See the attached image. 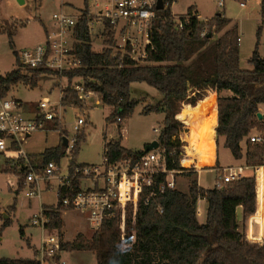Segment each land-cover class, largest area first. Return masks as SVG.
<instances>
[{"label": "trees", "instance_id": "obj_1", "mask_svg": "<svg viewBox=\"0 0 264 264\" xmlns=\"http://www.w3.org/2000/svg\"><path fill=\"white\" fill-rule=\"evenodd\" d=\"M176 0H164L165 9L157 11V19L151 33L153 49L144 65H138L125 58L123 63L113 58L111 50L97 53L92 47L88 23L91 10L88 0L82 17L74 31V54L80 66L62 75L39 69L23 74L17 68L6 75H0V98H5L13 86L19 83L32 88L38 86L41 78L62 76L69 82L82 80L86 88L100 96V101L111 108L107 121L129 118L138 101L132 97L134 83H146L157 90L162 99L155 105H147L143 113H165V120L158 137L160 147L165 150L168 170L192 173L181 166L183 143L179 138L184 132L177 115L183 104L195 105L206 91L218 94V138H225V147L236 160L246 158L247 166L264 165V146L251 143L248 137L257 130L264 132V121L258 119L259 105H264V56L259 53V39L264 28V0L261 1V23L257 31V44L249 63L252 70L240 66V36L236 24L227 29L232 21L217 13L206 23L194 15L190 7L185 15L191 16L190 23L183 30L173 24L172 5ZM183 16V15H182ZM181 16V17H182ZM207 29L205 37L201 33ZM11 48L16 31L7 30ZM219 34L218 37H214ZM112 39H110L109 43ZM13 49V48H12ZM230 91L232 96H223ZM61 104L65 107L83 108L77 93L70 87L63 90ZM181 113V112H180ZM179 113V119H180ZM215 116V115H214ZM120 123V122H119ZM246 140L244 154L241 143ZM106 141V139H105ZM85 137L77 139L70 169L87 165L77 163V155ZM67 147L62 142L50 148L37 161L41 166L51 160L60 162ZM145 151L124 148L120 141L104 145V157L108 163H115L127 157L140 158ZM18 190L25 187V172L17 164ZM19 168V169H18ZM6 173H10L7 170ZM77 184V179L74 182ZM164 187L162 190L161 188ZM61 194L54 207L43 206L50 216V230L61 231L64 227L61 212ZM206 200V220L200 222L197 202ZM243 209V222L256 211V186L254 177H244L228 184L223 190L205 189L197 180L190 183L188 193L166 186V175H155L151 187L143 190L139 202L136 222V243L123 248L120 241L119 217L107 218L100 230L90 240L79 234L71 243L62 242L67 252L90 251L97 264H264V243L247 240L240 230L237 208ZM15 210V205L12 206ZM11 225L4 220L2 228ZM244 225V223H243ZM24 235V231L21 230ZM29 245V243H28ZM0 264H38L36 253L31 259L0 258Z\"/></svg>", "mask_w": 264, "mask_h": 264}, {"label": "built area", "instance_id": "obj_2", "mask_svg": "<svg viewBox=\"0 0 264 264\" xmlns=\"http://www.w3.org/2000/svg\"><path fill=\"white\" fill-rule=\"evenodd\" d=\"M159 0H111L97 13H90L88 23L91 35L98 32L111 40L108 49L113 58L123 63L127 57L138 65L146 63L150 50L151 33L157 19V5ZM247 0L240 2V7L246 8ZM225 1L219 2L224 7ZM98 8V4L95 5ZM93 16H96L93 19ZM82 17L73 16L65 12L53 14L52 20L55 30L46 31L43 43L22 51H17L19 68L23 74L43 69L58 73L73 70L80 66V61L74 52L75 28ZM191 16L173 15L172 21L177 30H183L190 23ZM200 21V19H199ZM202 22V21H201ZM207 29L201 33L205 37ZM241 41V39H239ZM60 77V76H57ZM64 78V77H60ZM67 88V87H65ZM64 88V89H65ZM81 103H85L94 92L81 82L74 83L72 87ZM63 89V90H64ZM63 90H60L61 99ZM67 108L79 110L71 106L65 107L60 103H53L48 97L42 98L32 115L24 112V104L8 96L0 98V155L12 162V165L21 164L25 172V191L29 200L40 198L42 191L50 190L52 181H57L59 188L57 197L61 194V207L66 210L81 211L87 214L91 229L96 232L101 229L107 218L119 217L120 241L123 248L133 247L136 243V222L139 202L143 190L151 187L155 175H166V186L176 189L175 175L178 171L168 170L165 150H157L143 154L140 158H124L115 163H108L104 158L102 165H87L76 167L71 171V161L76 147L78 134L87 122L77 117L73 125L74 133L66 130L63 115ZM121 122V119H118ZM184 128V125H183ZM65 130V131H64ZM57 131L60 140L67 139L65 157H70L68 170L60 166L59 162L49 161L41 166L35 162L27 145L34 134ZM159 135L161 130L155 128ZM67 132V133H65ZM251 143L264 146V132H258L248 137ZM40 155L44 154L39 153ZM186 155H182L181 166ZM184 168V167H183ZM245 170H251L256 186V211L245 222V236L250 241L264 243V165L228 167L219 171L214 187L223 190L228 184L244 177ZM181 173V171L179 172ZM77 179V186L74 185ZM165 186L161 189L163 190ZM263 210V223L255 217ZM49 215L42 206L31 221L32 226L42 230L41 243L36 250L38 264H68L62 254V238L58 230H50Z\"/></svg>", "mask_w": 264, "mask_h": 264}, {"label": "rangeland", "instance_id": "obj_3", "mask_svg": "<svg viewBox=\"0 0 264 264\" xmlns=\"http://www.w3.org/2000/svg\"><path fill=\"white\" fill-rule=\"evenodd\" d=\"M220 1L176 0L171 7V12H173V15L182 16L187 12L189 7L194 6L198 10L200 19H209L208 21L217 13L225 14L228 19H231L233 23L240 26L239 36L242 39L240 45V66L243 70H252L253 66L249 63V60L258 41L257 31L261 23V0H247L246 8L240 7L239 4L242 0H224V7L219 6ZM110 2L111 0H88V5L91 13L95 15V13L103 9ZM96 4H98V8L95 7ZM84 8L85 0H23V3H20L19 0H0V75H6L17 68L14 51L33 48L43 43L46 39V31L48 29L51 31L55 30L52 20L53 14L65 12L66 14L77 16L80 15ZM95 18L96 16H93V19ZM45 26H47V29ZM8 29L16 31V34L12 38L13 49L9 42ZM218 36L219 34H216L214 37ZM91 37L93 50L97 53H101L111 45V42L109 43L110 39L102 34L101 31L100 33H93ZM259 53L264 54V28L259 39ZM77 82L83 84L79 78H75L69 82L65 78L46 76L39 80L36 88L23 83L13 86L8 93V98L21 101L24 104V112L27 115H32L36 110L38 102L43 97H48L53 103H60V90H63L65 87H72ZM132 97L139 103L134 113L120 123L116 120L107 121L112 110L109 106L104 105L100 101V96L95 93L94 96L83 103V108L79 109L80 111L72 108L66 109L63 115V122L70 135L74 133L73 125L78 116L84 118L87 122L82 126L84 130L82 129L78 134V137H85V142L82 143L77 155V163L102 165L105 158L104 144L106 141H120L124 147L133 151L145 150L146 146L154 141H158V135L154 132V129H162L161 112L144 114L143 110L147 105H155L159 102L162 99V95L146 83H134L132 85ZM207 107L210 106L206 105ZM185 112L188 111H184L183 113ZM183 113H180L181 118ZM208 114L209 112L205 114L204 124L201 125L202 131L208 128L206 119ZM191 127L193 129L192 136L187 139L185 138L186 145L185 148L182 147L183 153H185V149L188 152L187 157L194 158L197 155L199 158V150L192 145V148H187L189 146L187 140L192 144V140H196L193 135L202 136V131L196 134L195 128ZM257 133L258 131L254 130L250 136ZM59 141L60 134L57 131H52L48 134L37 133L33 135L26 147L28 152L33 154L34 161L37 162L40 161L41 155L39 153H42L46 148L58 146ZM221 144L220 142L221 162L224 166H227L229 163H233V158L230 150ZM247 148L246 146L245 153ZM162 151L163 148L160 147V152ZM69 162L70 157L68 156L62 158L59 162L64 171L68 170ZM17 166V164L13 166L12 162L0 155V258L29 259L33 257V248L35 246L39 247L42 237V230L32 226V218L36 213L41 211L42 204L55 207L58 197L57 190L51 188L43 192L41 198L29 200L25 191L18 190L17 177L13 174L19 172L16 169ZM185 168L191 172L194 170L190 167ZM7 170L10 173H6ZM247 173L250 174L251 171ZM217 176L211 169H206L199 176V183L204 188L211 189L214 187ZM193 179L197 180L194 177V172L176 174V183L181 182L180 186L176 185V189L186 191L188 183ZM11 183L13 185L10 186ZM13 205H15V210L12 208ZM197 212L199 220L205 222L206 213L199 216L200 211L197 210ZM61 215L64 223L61 231L64 243L73 242L79 234L90 240L95 233L91 229L87 214L84 212L64 210L61 212ZM8 218L11 220V225L3 229V222ZM255 218L260 223H263V210H260ZM239 224L240 230L245 235L243 222H239ZM21 230L24 231V235L21 234ZM29 242L31 243L28 245ZM250 242L258 243L255 241ZM62 256L68 264H97L95 255L90 251H67Z\"/></svg>", "mask_w": 264, "mask_h": 264}, {"label": "crops", "instance_id": "obj_4", "mask_svg": "<svg viewBox=\"0 0 264 264\" xmlns=\"http://www.w3.org/2000/svg\"><path fill=\"white\" fill-rule=\"evenodd\" d=\"M262 1V0H261ZM261 1H260V4H261ZM192 7V6H191ZM194 7V6H193ZM190 8V7H189ZM188 8V9H189ZM188 11V10H187ZM173 13V12H172ZM187 13V12H186ZM185 13V14H186ZM194 15H196L199 19H200V16H199V13H198V10L197 8L195 7V10H194ZM184 14V15H185ZM225 18H227V16L225 14H223ZM177 16V15H175ZM212 19V18H211ZM228 19V18H227ZM209 19H206V20H202L200 19V21L202 22H207ZM231 20V19H230ZM232 21V20H231ZM235 23H231L230 26L227 28L229 29L230 27H232ZM239 28V33H240V26L238 24H236ZM45 28L47 29V26H45ZM241 39V37H240ZM241 42H242V39L240 41V45H241ZM261 54V53H260ZM262 56H264V54H261ZM222 95L223 96H232V93L230 91H223L222 92ZM44 98V97H43ZM217 99H218V94L212 90H208L205 92L203 98L201 100H199L195 105H191V104H183L182 107H181V110L179 111V113L181 112V114L184 112V111H188L189 109L190 110H195V108L197 107H200L202 109V114H192L190 117H187V122H189L188 124H186V121H183L181 119V114H180V119H179V113L177 115V119L184 125V132L180 133L179 135V138L182 140V142L184 143V146L183 148H185V145H186V139L188 137H191L192 136V132H193V129L191 127V125H195L194 127H196L195 129V132L196 134H199L201 131H202V127L201 125L204 124V120H205V114L207 112H209V114L207 115V123H208V128H206L205 130L202 131V135L206 138V139H212L213 142H214V145H215V160L213 162L212 165L208 166V165H200L199 166V159H198V156L196 155L194 157V159H192L191 157H189L193 162V164L190 166V168H193V172H194V177H196L197 181H198V184L200 187L204 188L200 183H199V176L201 175V173L206 170V169H211L215 174H219V171L222 170V169H225V168H228V167H245L247 166L246 165V158H242L240 160H236L232 153H231V156L233 158V163H229L227 166H224L221 162V158H220V142L222 143L221 145H223L225 147V138L224 137H220L218 138L217 136V126H218V106H217ZM206 105H209L210 107H207L206 108ZM206 112V113H205ZM186 113V112H185ZM259 113L263 116V119L260 120V121H264V105H259ZM184 114V113H183ZM204 115V116H203ZM215 115V116H214ZM160 116H161V122H162V126H163V122L165 120V113L161 112L160 113ZM214 116V117H213ZM213 117V118H212ZM198 129V130H197ZM84 130V128H83ZM161 130V129H160ZM85 132V131H84ZM155 132V131H154ZM86 133V132H85ZM158 135V134H157ZM194 138L199 141V136L197 135H193ZM159 137V135H158ZM186 138V139H185ZM198 138V139H197ZM158 140V139H157ZM61 142V140L59 141V143ZM106 143V142H105ZM187 143L189 144V146L187 148H192L191 144L189 143V141L187 140ZM122 144V142H121ZM105 145V144H104ZM150 145V144H149ZM123 146V144H122ZM241 146H242V149L243 151L245 150L246 146H247V142L246 140H244L242 143H241ZM124 147V146H123ZM50 148H53V147H50ZM50 148H46V150H44V153H46ZM126 148V147H124ZM226 148V147H225ZM127 149V148H126ZM130 150V149H128ZM195 150V149H193ZM133 151V150H132ZM140 151H143V150H140ZM196 151V150H195ZM184 155L188 154L187 150L184 149ZM231 152V151H230ZM244 154H245V151H244ZM195 155V153H194ZM200 156V154H199ZM235 162V163H234ZM240 162V163H239ZM182 167L183 164H182ZM185 168V167H184ZM248 171H251V170H245V174L250 177L252 175V172L249 174L247 173ZM194 180V179H193ZM192 180V181H193ZM190 181V183L192 182ZM190 183H188V188L186 191H183V190H180L178 189L179 191L181 192H184V193H188L189 191V186H190ZM13 185V183L10 184V186ZM176 185H181V182H177ZM17 187H18V177H17ZM178 187V186H177ZM51 188H55L56 190H58L59 188V185H58V182L57 181H52L51 183V186H50V189ZM205 189H209V188H205ZM212 189V188H211ZM43 192H46V191H42ZM42 193H41V196L40 198L42 197ZM43 206H50V205H46V204H42ZM197 208L198 210L200 211V214L199 216H202L204 213H206V210H207V202L206 200H199L197 202ZM72 211V210H71ZM65 214V213H64ZM237 220L238 222H243V209L242 207H238L237 208ZM201 222V221H200ZM203 223V222H202ZM244 223V222H243ZM69 241H72V240H69ZM31 242H29L30 244ZM38 246H35L33 248V252L34 254L36 253V250H37ZM65 252V251H64ZM34 254H33V257H34ZM32 257V258H33ZM31 259V258H29Z\"/></svg>", "mask_w": 264, "mask_h": 264}, {"label": "bare ground", "instance_id": "obj_5", "mask_svg": "<svg viewBox=\"0 0 264 264\" xmlns=\"http://www.w3.org/2000/svg\"><path fill=\"white\" fill-rule=\"evenodd\" d=\"M202 114V109L200 107L195 108V110H188V112L184 113L182 115V120L186 121L187 117H190L192 114ZM206 113V112H205ZM204 116V115H203ZM205 121V120H204ZM189 122L186 121V124H188ZM193 126V128L196 129V127H194L195 125H191ZM198 130V129H197ZM199 141L197 140H192V146H194V148L198 149L200 152V156H199V163L202 161V163L199 164L200 165H212L214 160H215V145L212 139H206L203 135H199ZM198 139V138H197ZM198 152V153H199ZM188 154L185 156V158L183 159V166L184 167H190L193 163V161L187 157ZM194 159V158H192Z\"/></svg>", "mask_w": 264, "mask_h": 264}, {"label": "water", "instance_id": "obj_6", "mask_svg": "<svg viewBox=\"0 0 264 264\" xmlns=\"http://www.w3.org/2000/svg\"><path fill=\"white\" fill-rule=\"evenodd\" d=\"M19 1H20V3H23V0H19ZM164 9H165L164 0H159L158 1V5H157V10L161 11V10H164ZM257 116H258L259 120L263 119V116L260 113H258ZM62 143H63L64 146H67V144H68L67 139L63 138V142ZM159 147H160L159 142L158 141H154L150 145L146 146L144 151L146 153H148V152H151V151L159 149Z\"/></svg>", "mask_w": 264, "mask_h": 264}]
</instances>
